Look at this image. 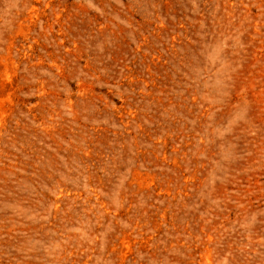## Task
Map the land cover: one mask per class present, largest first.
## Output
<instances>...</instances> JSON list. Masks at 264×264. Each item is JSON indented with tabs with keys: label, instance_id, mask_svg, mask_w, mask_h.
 Instances as JSON below:
<instances>
[{
	"label": "rangeland",
	"instance_id": "rangeland-1",
	"mask_svg": "<svg viewBox=\"0 0 264 264\" xmlns=\"http://www.w3.org/2000/svg\"><path fill=\"white\" fill-rule=\"evenodd\" d=\"M0 264H264V0H0Z\"/></svg>",
	"mask_w": 264,
	"mask_h": 264
}]
</instances>
